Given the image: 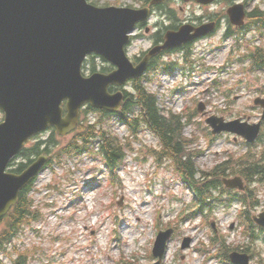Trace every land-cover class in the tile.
I'll return each instance as SVG.
<instances>
[{"label": "rangeland", "instance_id": "rangeland-1", "mask_svg": "<svg viewBox=\"0 0 264 264\" xmlns=\"http://www.w3.org/2000/svg\"><path fill=\"white\" fill-rule=\"evenodd\" d=\"M88 1L99 6L133 7L137 9L143 8L145 3L144 0ZM164 6L162 12L160 10L154 12L156 13L155 17L164 16L165 18L167 15L172 21L192 20L219 11V6L202 8L191 2L186 3L184 0H168ZM159 18L152 19L151 23H155V20ZM222 38L219 37L218 33L216 36L203 41V48L199 43L195 47V54H193L204 55V65L214 68L217 75L214 71L202 72L200 78L198 74L194 75V78L186 85H178V77L170 78L164 74L157 76V79L162 82L161 86H166L172 93L171 102L167 109H171L174 113L183 110V114L190 117V115L198 113L196 107L198 103L204 101L209 104L208 112L210 115H224L231 119L243 118V120H249L253 123L262 115L261 109L256 110V112L253 109L254 100L258 97L264 98V74L250 76L248 74L249 63L240 64L238 62L242 56L247 54L245 49L230 54L229 50L234 49L235 44L231 40L224 43ZM245 42L248 43L245 46H251V48L260 46L264 49V31H258L252 40H245ZM232 44L233 47L229 48ZM147 48L148 42L138 41L131 49V54L140 53ZM197 49L200 51L198 52ZM229 57L231 62L228 65V60L225 61V59ZM94 62L98 68L101 67L100 60L95 59ZM225 67L227 69L220 73L219 69ZM257 76L261 79V83H252V78ZM201 77H204V81H201ZM213 79L220 84L218 87L212 86L211 81ZM149 87L155 93L156 89L151 85ZM126 90L130 91L131 89L127 87ZM84 118L90 123L100 120V127L114 133L119 139H127L126 134L130 135L128 126L119 122L117 117H115L117 124H113V117L99 113H91ZM205 119L206 117L198 113L197 117H193L192 122L186 125L184 130L186 137L198 138L194 147L199 151L201 150L203 154L201 156L196 155L195 159L201 170L209 171L228 157L235 156L238 158L247 151L243 142H235L231 135H224L215 139L207 137L209 131ZM139 134L138 139H135L136 142L132 144L135 151H129L127 158L119 167L118 173L123 181L129 180L130 182L133 178L132 170H136L139 163L147 162L150 158L157 166L166 162V158L163 157V162H160L158 157L150 152V149L159 150L158 140L146 130H142ZM56 139L60 140L59 138ZM65 142L67 141L61 140V143L64 144ZM145 150L149 151L148 155L143 154ZM263 150L264 144L260 143L256 153ZM85 158L91 165L100 162L97 155L64 157L60 165L53 164L52 168L44 170L39 175L33 190L29 194L34 200V208L39 207L43 214V218L35 223L37 227L31 229L35 237L39 238L45 232L52 234L59 231L62 235L52 236L51 242L59 243L60 248L63 249V240L79 235L90 241L89 247L96 246L103 250L105 264H155L157 259L151 257L152 249L156 234L163 222L162 230H165L170 224L176 225L178 228L177 235L172 237L171 247L166 252L170 264H209V261H217V259L208 257L209 253H215L213 249L209 251L211 249V237L214 236L210 225L204 218L200 217L186 221L187 216L193 211V207H185V200L190 197L192 203L193 194L183 184L180 177L171 197H153L152 192L147 190L148 198L138 197L137 207L128 215L116 216L113 205L116 210L125 209L126 199L129 196H136V189H130L128 195H121L117 199L115 193L112 192V182L109 179L105 180L107 168L104 164L103 168L98 170L94 167L89 168V172L92 173L90 177L92 182L85 185L87 191L82 189L81 192L75 193L71 198H66L63 189L68 186L72 179L69 172L71 169L77 168L78 165L84 166ZM107 171L110 175V171ZM116 183L119 181L117 180ZM256 187L261 200L264 198V185H255L254 188ZM238 211L239 207L234 206L226 213L222 210L218 211L209 219V222H218L221 235L227 239L231 246L249 244V239L243 235L244 221L239 219ZM142 227L156 229L155 234L151 235L150 246L141 243L140 230ZM3 228L4 224L0 225V231ZM33 230L38 231L39 236ZM186 237H190L193 243L189 249L183 251L182 241ZM201 245H204L203 249ZM145 247H147V251L144 250ZM258 248V253H264V243L259 242ZM68 255L70 259L66 261V264H88V254L83 247L78 252H70Z\"/></svg>", "mask_w": 264, "mask_h": 264}, {"label": "water", "instance_id": "water-1", "mask_svg": "<svg viewBox=\"0 0 264 264\" xmlns=\"http://www.w3.org/2000/svg\"><path fill=\"white\" fill-rule=\"evenodd\" d=\"M163 1L155 0L153 4ZM194 1L210 4L215 0ZM233 12L238 13V23L242 24V9ZM148 16V10L100 9L87 5L85 0H0V107L7 111L5 124L0 126V218L18 203L21 190L44 164L40 160L21 176L5 173L25 141L49 126L56 127L60 134L71 132L77 127L79 109L85 103L110 111L121 107L123 95H110L108 87L123 84L139 72L130 70L124 46L128 34ZM170 37L182 43L188 40V31L182 29ZM91 52L104 55L119 69L109 76L83 78L81 65ZM64 100H68L66 118L58 107ZM215 121L212 118L208 123ZM257 129L248 133L256 131L255 136ZM230 185L239 187L240 182L235 180ZM258 223L264 225V219ZM169 237L170 232L160 236L158 253L163 250L160 241ZM189 245L187 239L185 248ZM235 262L247 264V258H235Z\"/></svg>", "mask_w": 264, "mask_h": 264}, {"label": "clouds", "instance_id": "clouds-1", "mask_svg": "<svg viewBox=\"0 0 264 264\" xmlns=\"http://www.w3.org/2000/svg\"><path fill=\"white\" fill-rule=\"evenodd\" d=\"M238 0H221L219 4V22L221 24L219 30V37H225L229 31L234 35H240L245 40H252L258 31H264V0H244L245 11L248 12L247 20L244 21L245 27L243 29H236L231 25L226 12L229 7H232ZM87 4V0H85ZM88 5V4H87ZM258 9L259 12L253 15V10ZM243 19V18H242ZM255 22V24L253 23ZM248 27H251V31H248ZM231 39V37H229ZM204 47L203 42H201V48ZM199 52L200 49H197ZM169 63H175L181 66L184 71L181 76L177 78L178 85H186L189 81L194 78L195 67L198 63H203V57L193 55L185 59L176 60L169 57H161L158 61L160 65H167ZM151 85L156 89L155 93L152 92ZM162 82L156 78L155 75L148 76L146 79L140 82V88L145 96H153L155 99V104L157 110L163 115V112L167 109L171 102V90L166 86H161ZM139 99V97H137ZM59 109L62 108V104L58 105ZM0 110L7 112L3 107ZM115 112H120L121 108L116 106ZM129 119H138L141 121V127H146L143 124L142 117L136 116L135 113L129 114ZM184 119V117H181ZM113 124H117L116 118L113 117ZM5 122L0 121V126H4ZM110 136L114 133H109ZM126 138L129 144H134L136 142L135 138L131 135L126 134ZM230 139V137H229ZM82 146L90 147L87 143ZM92 154H95V150H92ZM144 155H148L149 151L145 150ZM104 157L100 156V162L95 165H91L87 158L84 160V166H77V168L71 169L69 175L72 179L68 186L63 189L66 198H71L75 193L87 191L85 185L91 183L90 177L92 173L89 172L90 167L95 169L103 168ZM112 171H116L112 169ZM133 171V178L129 180H124L123 183H116L113 185L112 192L115 193L116 198L119 199L121 195H128L130 189H136V196H129L125 201L126 208L116 210L113 205V211L116 216L128 215L133 209H135L139 203L138 197L148 198L147 190L151 189L153 197H164L168 198L173 195V190L177 186V180L180 173L177 170L176 162L171 158H166V162L161 166L155 165L151 158L147 162H141L137 165L136 170ZM117 175L119 173L117 172ZM110 179L108 171L105 172V180ZM223 192L220 189H215L211 191L210 198L222 197ZM250 213L260 218V213L264 212V198H261L259 204H256L254 200H249L247 205H245ZM185 207H192L190 197L185 200ZM54 210V207H53ZM264 219V218H260ZM163 222L160 225V230L163 229ZM247 226V224L245 225ZM22 233L14 236L10 243H5L0 246V264H16L18 257L21 254H27L30 257L31 264H66V261L70 259V252H78L82 247L88 254V264H105L103 259V250L96 246L89 247L90 241L79 235L75 237H69L63 240V249L60 248L59 243H54L52 241V236L62 235L59 231L49 234L47 232L43 233L39 238L35 237L31 229L37 227L35 224H21ZM182 230V226H181ZM141 243L146 246H150L151 235L155 234L156 229L154 228H141ZM162 248L165 253L171 247V242L169 240L162 239L160 241ZM221 251H225L224 245H217ZM204 248V245H201ZM147 251V247L144 249ZM219 259H223V256L218 258L217 261H209V264H219ZM261 264H264V253L258 258ZM160 264H170L167 256H161Z\"/></svg>", "mask_w": 264, "mask_h": 264}, {"label": "trees", "instance_id": "trees-1", "mask_svg": "<svg viewBox=\"0 0 264 264\" xmlns=\"http://www.w3.org/2000/svg\"><path fill=\"white\" fill-rule=\"evenodd\" d=\"M258 12L255 11L253 15ZM258 59V62H254V66L264 68L263 53H258ZM127 97L124 110L121 114L123 121H127L135 129L134 133L137 134L141 121L138 119L131 120L127 118V114L133 111L135 107L140 109L138 117H142L143 124L160 138L164 147V153L169 154L177 161L179 170L184 173L191 185H195L199 193V199L201 197L207 199L211 191L220 189L222 187V178L228 175L240 173L249 181L255 179L261 183L264 182V152L261 153L259 158L252 156L246 162H238L235 164L224 162L214 170L202 172L200 179L196 180L198 170L194 161V154L189 149L191 142L183 136L184 124L182 123L181 117L171 114L166 116L164 112L162 115L157 110L154 97L151 95L145 96L140 88V84L134 87V94L128 95ZM80 128L81 132L78 133L76 141L93 145L94 140L99 138L101 139V148L112 166H115L116 163L124 159L125 149L129 147L121 144L105 131L98 129V124L91 126L82 125ZM41 147L42 145H39L35 149L36 153L38 150L40 151ZM25 167L26 164H22L19 171H22ZM27 195L28 191H24L21 194L18 205L4 220L7 222V226L0 234V246H3L5 243H10L12 238L18 235L21 230V224H28L32 220L38 219V210L32 209V203ZM252 198L254 200L256 196L253 194ZM254 202L259 204L258 200H254ZM17 264H26V256H22Z\"/></svg>", "mask_w": 264, "mask_h": 264}, {"label": "flooded vegetation", "instance_id": "flooded-vegetation-1", "mask_svg": "<svg viewBox=\"0 0 264 264\" xmlns=\"http://www.w3.org/2000/svg\"><path fill=\"white\" fill-rule=\"evenodd\" d=\"M170 21V20H169ZM212 22L216 23L217 26H220V22H219V19L217 17L214 18V20H212ZM173 23V22H172ZM178 27L173 25V24H170V25H167L166 28L169 29V30H175L176 28ZM148 30H150L148 28ZM152 45L153 46H157V45H160L161 43H163L164 41V35H161V36H157V35H154L153 38H152ZM185 48H188V47H183L181 49H185ZM174 52V51H173Z\"/></svg>", "mask_w": 264, "mask_h": 264}]
</instances>
